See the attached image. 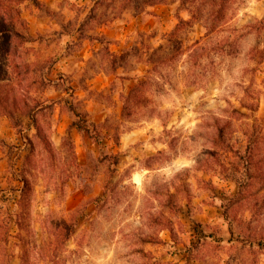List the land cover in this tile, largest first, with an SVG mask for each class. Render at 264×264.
I'll return each instance as SVG.
<instances>
[{"label": "rangeland", "instance_id": "374dc122", "mask_svg": "<svg viewBox=\"0 0 264 264\" xmlns=\"http://www.w3.org/2000/svg\"><path fill=\"white\" fill-rule=\"evenodd\" d=\"M19 8L22 18L45 11L32 0ZM67 8L75 16L64 37L31 34L23 18L31 39L14 57L0 56V136L9 135L0 143L8 156L0 264H264V0H90ZM117 18L127 26L140 18L147 29L129 24L120 61L97 37L78 77L69 74L58 55ZM62 40L71 42L66 49ZM153 51L174 56L123 113L121 96L146 74L142 60ZM116 62L120 77L92 76ZM69 108L97 133L70 126ZM223 124L237 154L213 142ZM246 145L249 161L238 155ZM74 210L73 233L53 244L55 226Z\"/></svg>", "mask_w": 264, "mask_h": 264}, {"label": "crops", "instance_id": "0c3cea01", "mask_svg": "<svg viewBox=\"0 0 264 264\" xmlns=\"http://www.w3.org/2000/svg\"><path fill=\"white\" fill-rule=\"evenodd\" d=\"M76 2L78 6L84 5L90 0H38L41 6L45 7L44 12H40L38 9H34L31 14L29 13H23V18L27 21L29 26V32L31 34H45L48 32H55L57 34H60L62 37H64V28L66 26V23L73 19L75 14L67 8V4L69 2ZM92 7V6H91ZM88 8V6H87ZM158 9V10H157ZM157 13L159 11V8H157ZM90 10V8L86 9ZM162 11V10H161ZM80 20L78 24L75 26L74 34L78 32L77 30L81 27L79 25ZM127 22L126 20L122 18L114 19L113 21H107L106 24L102 23L95 27V30H91V33H93L92 36H87L84 38L79 39L81 41V44H78L75 46L74 51L72 53H69L68 55H62L61 53L58 55L61 59L64 60L65 65H67L66 71L68 70L69 74H74L77 76L78 69H80L79 65L85 64L91 55H93V51H96V43L99 42L97 37L103 40H106L109 42V46H111V52L115 57H117V60L120 61V56L122 53V47L125 41V38L129 32V24L133 23L134 27L137 24L140 23V18L136 20L135 18L132 19L130 23H128V26L125 25ZM143 28H146L142 25ZM147 29V28H146ZM30 43V42H29ZM68 43L66 40H62L58 43V45L62 46L66 49L68 46ZM27 44V43H25ZM48 46H52V44H47ZM55 46L56 43H53ZM73 57H77L78 60L73 62L71 59ZM142 64V62H141ZM76 69V70H75ZM146 71V70H145ZM135 74V72H133ZM139 74H142V72H138ZM123 75V67L122 64H117V62L114 64V67L111 68L110 73L103 71H97L94 72L92 76L96 78H106V79H114L116 76L120 77ZM138 75V74H137ZM78 77V76H77ZM76 78V77H74ZM9 135L5 136L2 134L0 136L1 144L3 145L5 141L7 142V138ZM26 155V154H25ZM6 152L2 149L0 146V177L4 174L5 170L8 166V156ZM24 155L22 156V159L24 160ZM19 161H22L19 159ZM22 163V162H21ZM16 167L21 170V164ZM22 183H24V180H22ZM240 194V190L237 188V190L234 191L233 189V196L232 199H236Z\"/></svg>", "mask_w": 264, "mask_h": 264}, {"label": "trees", "instance_id": "16d2710c", "mask_svg": "<svg viewBox=\"0 0 264 264\" xmlns=\"http://www.w3.org/2000/svg\"><path fill=\"white\" fill-rule=\"evenodd\" d=\"M22 0H0V56H2L1 53L7 54V56L17 55V50L20 48L21 45L24 43H27L31 37L28 32V27L26 24V21L21 17V9L19 8L20 2ZM35 5L39 6L37 0H32ZM183 21V20H180ZM264 22V18L260 19L259 23ZM19 28H21L23 31H20ZM100 39V38H99ZM202 40H196L193 42L192 47L196 49H202ZM160 49V48H159ZM161 54L157 55L156 51H153L149 56L147 60H142L143 63L148 66L146 69V74L141 76V79L130 89L129 93L126 96H121L123 98V113L127 109V105L131 102H137L140 99L144 98V90L150 83V79L152 76V71L155 72V69L158 64H163L165 60H171V58L174 55H171V52L168 55L160 56ZM114 57V55H111ZM160 57V58H159ZM121 59V58H120ZM155 59V60H154ZM157 59V60H156ZM40 105L35 104L33 106V109H38ZM243 107L247 110H250L251 112H254L257 110L255 105L248 106V104H243ZM70 112L72 116H74L73 122L70 124V126H75L79 131H83L87 133L88 135L94 133H97L96 126L93 122H87L83 120V116H81L80 113L75 112L71 108ZM32 111V113L34 112ZM232 112H234L237 116L242 117H248V114L242 113L241 111L237 109H232ZM9 116H11L10 112H6ZM33 121H35V118L32 116ZM35 130L38 131V127L34 126ZM216 134L214 137L213 142L216 144H220L222 142V145L227 148V151L233 154H237L233 148L229 146V143H225L226 141V134L225 125H216ZM245 135H247L245 133ZM1 142V140H0ZM239 158H246L247 161L251 158V149L248 145L245 146V150L241 152ZM230 179L234 182H237L234 176L230 177ZM76 210H74L70 215L69 218L66 221H62L58 223L55 226V229L53 230V241L54 244H60L65 243L70 235L73 233L75 228V221H76ZM3 234V230L0 227V235ZM2 236H0L1 238Z\"/></svg>", "mask_w": 264, "mask_h": 264}]
</instances>
